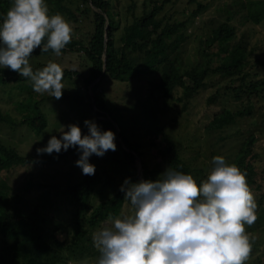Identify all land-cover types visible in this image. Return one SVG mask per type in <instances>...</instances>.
Instances as JSON below:
<instances>
[{"label": "trees", "instance_id": "obj_1", "mask_svg": "<svg viewBox=\"0 0 264 264\" xmlns=\"http://www.w3.org/2000/svg\"><path fill=\"white\" fill-rule=\"evenodd\" d=\"M191 1L197 2L198 7L180 19L175 17L176 12L170 15L165 13L166 6L172 4V0H144L141 13L136 10L139 5L133 0L128 7L132 16L129 20L115 6L119 0H45L49 16L60 14L65 20L73 19L76 22L83 17L90 24L91 29L86 35L72 36L71 42L61 50V53L68 50L83 52L89 62L87 75L78 74L77 70H63V76L76 79L78 75V82L87 90L85 96L88 101L76 93L77 100L81 104H88L91 109L94 106L97 108L94 120L101 131L111 130L115 133L117 149L113 153V160L116 164L114 170L109 172L95 167L94 175H84L75 184L57 191L64 196V210L70 215L65 221H62L63 216L55 214L51 217L45 211L47 206L58 212L63 210L62 206H55L54 201H49V189L45 191V201L34 205L20 194L13 193L4 179L0 180V236L3 243L0 264H65L69 259L85 256L99 258L100 253L92 240L94 228L109 218H118L126 205L131 206L121 191L125 180L131 183L141 181L133 151L142 159L144 180L160 178L158 169L152 167V158L167 160L169 169L192 175L198 186L207 179L203 169L194 168L181 156L176 140L162 126L148 129V147L145 148L128 137L123 132V126H120L122 131L118 133L114 123L106 118L110 116L116 120L107 97L100 91L107 80L127 83L144 76L152 98H161L164 103L171 100L181 102L187 107L190 99L207 87L208 78L216 74L231 79L233 84L227 85L226 94H231L237 100L246 98L247 102L236 110L223 109L216 113L206 126L209 131L232 127L239 119L253 115L255 106L252 98L264 94V69L263 72H251L250 69L260 61H252L248 40L233 42L237 39V28L230 21L219 22L211 35L201 40L204 47L195 60L197 62L185 64L183 56L190 38L188 30L195 17L207 8L199 1ZM13 4L14 0H0V25ZM242 6L250 9L249 18L254 22L259 23L264 19V0L249 1ZM53 53L51 49L42 52L38 47L32 54ZM45 66L40 64L32 69L35 72ZM26 79L0 67V84H11L14 80L23 83ZM236 81L240 82L239 85H235ZM90 86L93 95L89 93ZM65 96L63 93L62 97ZM217 97L218 93L212 95L208 102L215 103ZM20 113V119H15L0 108V123L14 128L27 125L38 134L48 127L40 101L31 107L25 104L24 111ZM82 117L86 118L85 114ZM256 141L258 137L255 134L246 136L234 158L227 163L246 174L249 188L254 185L260 188L258 177L262 175L264 178V165L261 166L262 173L259 172L262 156L255 148ZM123 144L132 151L124 148ZM77 153H80L78 147H69L60 153L23 155L0 140V174L19 166L56 164ZM97 190L103 199L94 203ZM57 230L67 232L70 238H58L55 234Z\"/></svg>", "mask_w": 264, "mask_h": 264}, {"label": "rangeland", "instance_id": "obj_2", "mask_svg": "<svg viewBox=\"0 0 264 264\" xmlns=\"http://www.w3.org/2000/svg\"><path fill=\"white\" fill-rule=\"evenodd\" d=\"M132 1L119 0L118 4L115 2V6H118L125 19L130 20L132 18L128 11ZM135 1L139 5L136 10L141 13L144 0ZM196 1L203 3L207 8L195 17L194 23L190 25L188 30L190 38L183 56L185 64L197 62L195 60H197L204 47V43L201 40L207 39L219 22L230 21L237 28V39L233 42L248 40L252 61H260L253 68V65L251 66V72L253 74L254 72H263L264 19L259 23L254 22L249 18L250 9L242 6V4L249 1L257 0ZM197 7V2H192L191 0H172V4L166 6L167 12L165 13L170 15L171 12H176L175 17L184 19ZM79 18L82 19L79 22L73 19L66 20L73 28L72 36L76 38L86 35L91 29L88 20L86 21L83 17ZM49 62L59 64L63 70H77L78 74L86 75L88 73L89 62L81 51L68 50L59 56L55 53L45 55L32 54L29 58L31 67L39 66L40 64L47 65ZM77 77L75 79L63 76V93L66 96L59 100L46 93H36L29 78L23 83L22 81L16 82L14 80L11 84H0V108L3 112L10 114L15 119H20V112L24 111L25 104L31 107L40 101V107L46 113L48 119V127L41 134L36 133L27 125L14 128L5 123H0V140L9 146H13L23 155H33L37 154V149L46 147L52 136L60 138L61 133L68 130V125H77L81 128L83 134H88V128L84 121L95 122L94 115H96L97 108L94 106L91 109L88 104H81L77 100L76 93L83 95L82 97L85 101H88L87 96H85L87 95V90L80 85ZM207 83L206 88H202L190 99L187 107H184L181 102L171 100L168 103H164L161 98H152L149 94L147 78L144 76L135 78L127 83L107 80L101 86L100 91L107 97L108 105L119 122L117 123L114 119L117 123L118 133L122 131L120 126H123V132L145 148L148 147L146 138L148 129L154 126H162L176 140L181 156L194 168L203 169L206 178L215 167L212 162L214 156H223L225 162L228 163L234 158L245 137L249 136L250 133L255 134L258 137L255 148L262 156V161L259 164V172L261 171L262 173L263 168L261 166L264 165V94L262 96L254 95L252 98L255 106L253 115L239 119L232 127L212 132L206 126L212 121L216 113L221 112L223 109L236 110L242 107L247 102V99L237 100L231 94H226L228 93L227 85L233 84L229 78L214 74L208 78ZM239 83V81H236L235 85H239ZM91 88L90 86L89 93L93 95ZM216 93H218L217 101L209 103V97ZM82 114H85L86 118H83ZM106 117L111 118L110 116ZM119 141H121V138ZM113 153L114 151L109 150L103 157L93 154L89 158V162L101 170L112 171L116 164L113 160ZM80 154H72L67 159L56 164L15 167L9 172L5 171L0 174V180L4 179L13 193L20 194L34 205H40L45 201V191L49 189L51 191L49 193V201H54L55 206H62L63 210L58 212L53 207L47 206L45 211L51 217L55 214L63 216L62 221H65V219L70 218V215L67 210H64L66 207L63 200L64 196L57 193V191L64 190L75 184L84 176L82 169L76 166L75 163L79 159ZM135 167L137 171L140 168V163L137 160ZM152 167L158 169L160 176L169 168V164L167 160L161 161L160 159L152 158ZM160 178L163 179V175ZM258 181L261 182L260 188L256 185L250 188L257 204L256 215L258 218L253 225H245L246 232L250 235L252 251L249 259L244 264H264V178L262 175L258 177ZM99 189L102 188L99 187ZM102 199L103 195L97 190L94 203L101 202ZM133 212L132 206L126 205L118 218L131 215ZM57 220L59 221L60 219L57 218ZM108 222L110 221H104L101 225L94 228L93 233ZM55 234L60 239L70 238V235L65 231L57 230ZM2 248L3 243L0 236V255ZM97 261L98 258L96 257L85 256L69 259L65 264H97Z\"/></svg>", "mask_w": 264, "mask_h": 264}, {"label": "clouds", "instance_id": "obj_3", "mask_svg": "<svg viewBox=\"0 0 264 264\" xmlns=\"http://www.w3.org/2000/svg\"><path fill=\"white\" fill-rule=\"evenodd\" d=\"M48 13L45 0H14L0 25V66L29 78L36 93L59 100L64 90L62 67L49 62L34 72L29 63L36 48L59 56L71 42L70 23ZM84 124L88 134L68 125L60 138L52 136L37 153L78 147L76 166L84 175H94L89 158L116 151L115 133L101 131L90 120ZM212 162L214 169L199 186L192 175L169 168L161 174L163 179H126L121 191L134 212L109 218L93 233L100 253L97 264H244L252 251L245 225L257 220V204L245 173L228 165L223 156H214Z\"/></svg>", "mask_w": 264, "mask_h": 264}, {"label": "water", "instance_id": "obj_4", "mask_svg": "<svg viewBox=\"0 0 264 264\" xmlns=\"http://www.w3.org/2000/svg\"><path fill=\"white\" fill-rule=\"evenodd\" d=\"M106 18H107V16H106ZM107 20V27H108V19H106ZM106 27V28H107ZM106 36H107V34H106ZM105 61H106V56H105ZM107 119H110L113 123H114V125H115V127H116V125H117V123L112 119V118H108V117H106ZM117 128V127H116ZM119 140H120V138H119ZM124 147L128 150V151H132L130 148H128L126 145H124ZM133 153H134V155H135V157H136V160L140 163V168H139V170H138V176H139V179L142 181V180H144V177H143V165H142V160H141V158H140V156H138V154L136 153V152H134L133 151Z\"/></svg>", "mask_w": 264, "mask_h": 264}]
</instances>
